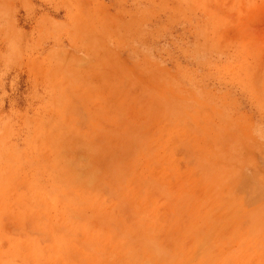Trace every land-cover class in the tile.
I'll return each mask as SVG.
<instances>
[{"label":"rangeland","instance_id":"obj_1","mask_svg":"<svg viewBox=\"0 0 264 264\" xmlns=\"http://www.w3.org/2000/svg\"><path fill=\"white\" fill-rule=\"evenodd\" d=\"M0 264H264V0H0Z\"/></svg>","mask_w":264,"mask_h":264}]
</instances>
